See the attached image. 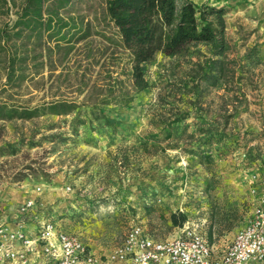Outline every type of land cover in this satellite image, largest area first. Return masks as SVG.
I'll use <instances>...</instances> for the list:
<instances>
[{
    "label": "rangeland",
    "instance_id": "374dc122",
    "mask_svg": "<svg viewBox=\"0 0 264 264\" xmlns=\"http://www.w3.org/2000/svg\"><path fill=\"white\" fill-rule=\"evenodd\" d=\"M20 1L0 15L16 52L9 79L10 50L0 37V102H93L121 81L133 98L101 104L114 128L89 142L69 138L64 116L0 119V203L33 198L40 215L79 234L95 253L118 246L134 224L169 237L178 228L171 214L180 220L184 213L206 238L212 226L209 244L223 251L252 209L264 171L262 18L228 23L231 9L223 7L228 49L218 84L202 77L211 52L198 44L183 54H156L144 66L148 87L136 92L126 76L128 53L114 44L117 32L104 19V0H69L61 8L49 1L57 10L50 29L15 27ZM207 134L222 135L206 146L212 162L190 152L205 147Z\"/></svg>",
    "mask_w": 264,
    "mask_h": 264
},
{
    "label": "trees",
    "instance_id": "16d2710c",
    "mask_svg": "<svg viewBox=\"0 0 264 264\" xmlns=\"http://www.w3.org/2000/svg\"><path fill=\"white\" fill-rule=\"evenodd\" d=\"M49 1H57V8L64 7L69 0H21L16 11L15 27L18 24L36 28L46 24L52 28L53 17L57 10L50 9ZM16 5L15 0H0V15L10 11V4ZM104 19L115 28L118 39L114 44L128 53L130 65L127 78L133 90L138 92L149 85L145 76L144 66L156 54L174 56L186 53L195 45L204 44L210 47V57L205 61L206 69L202 77L216 85L224 75L225 54L228 49L226 37L225 13L223 7L203 4L197 6L191 0H104ZM48 14V17H44ZM46 16V15H45ZM46 18V19H45ZM8 27L0 29V37L7 51L6 77L11 78L15 72L16 52L8 46ZM19 31H16L18 34ZM4 41L6 43H4ZM124 81L120 82L117 90H109L97 101H75L70 99H56L43 102L35 106L17 107L13 104L0 102V119L31 118L47 114L64 116L62 123L66 124L69 138L83 142L96 140L104 130L114 128L110 119L103 113L101 104L115 103L126 105L133 98ZM181 118L174 119L178 122ZM97 134V135H95ZM171 132L166 134L171 136ZM221 134L214 137L207 134L202 150L190 149L202 162H212L211 151L206 149L211 141L219 143ZM181 136H177L180 138ZM211 147V146H210ZM180 220L175 213L171 214L173 225L181 226L186 215L179 213ZM221 232V231H220ZM212 226L208 229L207 241L213 242Z\"/></svg>",
    "mask_w": 264,
    "mask_h": 264
},
{
    "label": "built area",
    "instance_id": "2783aa9c",
    "mask_svg": "<svg viewBox=\"0 0 264 264\" xmlns=\"http://www.w3.org/2000/svg\"><path fill=\"white\" fill-rule=\"evenodd\" d=\"M252 209L234 231L228 246L214 253L198 225L185 221L164 239L150 235L141 225H131L122 242L109 252L95 253L79 234L63 229L42 216L33 198L17 208L13 225L0 223V264H252L264 260V171ZM34 212L37 224L29 231L24 216Z\"/></svg>",
    "mask_w": 264,
    "mask_h": 264
},
{
    "label": "crops",
    "instance_id": "0c3cea01",
    "mask_svg": "<svg viewBox=\"0 0 264 264\" xmlns=\"http://www.w3.org/2000/svg\"><path fill=\"white\" fill-rule=\"evenodd\" d=\"M198 6L203 4H207V0H191ZM211 4L220 7H228L230 8V13L227 18V22L231 23L235 21L237 18L245 19L247 17H257L262 18L259 21L264 22V0H211ZM9 195L5 198L8 199ZM4 198L2 197V200ZM21 201L20 203H22ZM18 204L7 203L6 201H2L0 203V223H7L13 225L18 220V212H17ZM34 212L29 215L24 216L23 220L26 223V226L29 228V231H34L37 224V217L33 215ZM238 227L235 228V230ZM234 230V231H235ZM34 264H43L42 259L33 257ZM252 264H264V260L253 261Z\"/></svg>",
    "mask_w": 264,
    "mask_h": 264
}]
</instances>
